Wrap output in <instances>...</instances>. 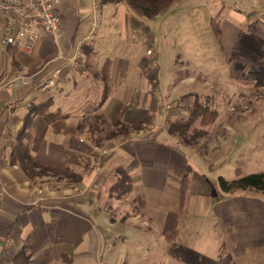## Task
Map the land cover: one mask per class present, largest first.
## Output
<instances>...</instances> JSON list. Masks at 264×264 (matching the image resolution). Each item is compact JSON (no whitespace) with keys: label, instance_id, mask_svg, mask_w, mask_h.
<instances>
[{"label":"crops","instance_id":"1","mask_svg":"<svg viewBox=\"0 0 264 264\" xmlns=\"http://www.w3.org/2000/svg\"><path fill=\"white\" fill-rule=\"evenodd\" d=\"M186 1L175 3L167 12ZM200 1L205 11L219 5L211 17L212 25H218L221 35L227 36L224 44L231 46L236 69H246V50L253 39L256 60L250 63L258 72L264 71V0ZM91 6L92 0H61L58 34L40 29L32 50L20 41H0V82L17 72L30 77L28 85L17 82L0 88V264H11L23 248L33 261L51 254L49 264H60L73 250L85 255L90 249L98 258L106 248L108 264H118L117 247L124 242L126 232L131 228L137 236H146L154 227L158 241L164 242L161 249L174 264H221L226 256V264H258L248 259L264 254V193L221 191L210 182L211 177L194 169V161H199L207 172L208 159L183 144L181 135L169 131L171 121L176 123L188 111L181 101L175 108L153 81L156 71L152 69L158 66L159 56L154 33L144 23L149 17L136 13L125 1L104 4L97 38L82 48L81 67L69 70L66 60L59 58L71 55L87 37ZM252 19L247 31L246 24ZM59 67L69 70L65 71L67 80L41 91V84ZM258 72L250 88L244 84L245 75L231 78L239 92H249L264 86ZM194 82L190 77L189 84ZM183 93L181 100L192 94ZM47 99L52 101L49 110L64 116L51 120L35 115L31 152L43 166H69L78 173L79 183L53 175L33 178L14 160L17 134L25 116L33 105ZM161 106L168 109L167 118ZM250 111L244 107L239 114L244 117ZM113 118L126 124L136 122L139 129L97 139L103 124ZM119 169L132 181L131 190L123 196L112 193L120 178ZM185 176L191 180L183 203ZM191 196L202 197L220 222L224 245L215 251L211 243L197 241L208 250L204 252L174 239L173 232ZM113 208H122L125 214L111 215L108 209ZM99 217L103 222H98Z\"/></svg>","mask_w":264,"mask_h":264},{"label":"rangeland","instance_id":"2","mask_svg":"<svg viewBox=\"0 0 264 264\" xmlns=\"http://www.w3.org/2000/svg\"><path fill=\"white\" fill-rule=\"evenodd\" d=\"M185 3L178 4L161 16L144 20L154 33L159 56L158 66L152 69L156 71L153 81L157 83L161 96H168L175 108L179 107V101L183 102L188 113L180 116L181 119L176 123L178 126L184 125L190 120L191 125L182 129V133H176L181 135L180 141L183 144L191 145L203 158L208 159V163H205L207 172L202 170L205 168L200 166L199 161H194V169L201 175L206 173L211 177L210 182L223 191L219 178H237V168L241 169L242 175L256 170L264 171V86L249 92H239V86L231 78L245 75L244 84L248 88L253 86L250 84L251 79L255 71L258 72L252 64L256 60L253 58V39H250L251 48L246 50V69L237 70L235 61L230 56L231 46L224 44L227 36L221 35L218 25H212V15L219 5L210 6L205 11L201 9L200 0H188ZM214 19L218 21L217 18ZM252 22L253 19L247 22V31ZM235 55L237 56L236 51ZM234 65L235 71L232 72ZM260 73L264 71L258 72L260 82H264V75ZM190 77H194L193 84H189ZM186 91L192 94L185 95L181 100L180 97ZM244 107L251 111L243 117L239 112ZM161 108L162 114L164 111V117L167 118L168 109L164 106ZM171 122L169 130L176 124ZM112 123L113 121L103 124L104 129L97 135V139H104L110 135L111 130L118 128ZM108 211L114 216L125 214L122 208ZM98 222H103L101 217ZM219 223L215 212L207 209L202 197L191 196L187 210H184L179 219L178 233L174 239L204 252L208 250L197 241L200 240L202 244L211 243L215 251L224 245L221 243L223 239ZM126 233L124 242H120L117 247L115 260L118 264H174L161 249L164 242L158 241L155 227L146 236H137L131 228ZM105 250L106 248L102 249L98 258L90 249H87L85 255L74 250L68 251L71 257L65 256L60 264H108ZM255 257L256 255H251L248 260L264 264V254L260 255L261 258ZM228 259L226 256L221 264H226Z\"/></svg>","mask_w":264,"mask_h":264},{"label":"trees","instance_id":"3","mask_svg":"<svg viewBox=\"0 0 264 264\" xmlns=\"http://www.w3.org/2000/svg\"><path fill=\"white\" fill-rule=\"evenodd\" d=\"M123 1H125L136 13L149 18H155L158 15L167 12L171 7H173L175 3L181 0H101L102 5L115 4ZM155 76L156 74L153 78H155ZM51 104L52 101L50 99L35 104L31 107L27 116H25L24 125L17 134V143L13 151L14 160L18 161L25 169V171L33 178L36 176L53 175L57 179L76 180L77 183H79L80 177L78 173L69 166H43L31 152L33 119L35 115L43 114L45 117L51 120H55L64 116L63 114H60L58 112H51L49 110ZM113 125L118 128L110 131V138H115L119 135L127 134L132 129H139L138 123L135 122L132 124H126L123 123L119 118H113ZM189 125H191L190 120L184 125L178 126V123H176L169 131L171 133H182V129H187ZM182 126L183 128H180ZM177 127L178 129L175 130L174 128ZM237 170H239L237 172L238 177L235 179L227 180L222 176L219 178V183L221 188L223 189V192L233 193L242 190H254L264 193V171L242 175L241 169L237 168ZM118 173L120 174V178L114 186V190L112 191V193L115 196H123L129 190H131L130 188L132 185V181L130 175L123 169H119ZM189 184L190 177L185 176L182 181L181 189V199L183 203L188 193ZM177 233L178 227L175 228L173 236L175 237ZM51 260L52 255L48 254L33 261L31 253L26 248H23L13 258L11 264H49Z\"/></svg>","mask_w":264,"mask_h":264},{"label":"built area","instance_id":"4","mask_svg":"<svg viewBox=\"0 0 264 264\" xmlns=\"http://www.w3.org/2000/svg\"><path fill=\"white\" fill-rule=\"evenodd\" d=\"M61 0H0V41L5 44L22 43L27 50H32L42 31L58 34L61 24V15L58 4ZM92 21L87 37L81 41L75 51L69 56L60 55V59L66 60L69 70L81 67L82 48L84 45H92L97 38V33L103 21V5L101 0H92ZM152 50H148L151 54ZM66 67L57 68L52 75L44 81L40 89L46 92L69 77ZM66 71V72H65ZM20 82L23 85L30 83V77L17 72L4 78L0 82V88L12 87Z\"/></svg>","mask_w":264,"mask_h":264}]
</instances>
